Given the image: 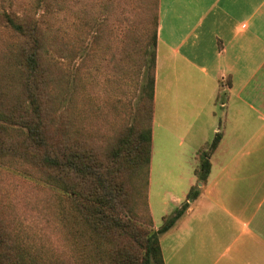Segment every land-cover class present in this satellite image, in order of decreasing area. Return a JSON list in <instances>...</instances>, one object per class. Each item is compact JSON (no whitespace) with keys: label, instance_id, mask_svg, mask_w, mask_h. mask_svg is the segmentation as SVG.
<instances>
[{"label":"crops","instance_id":"0c3cea01","mask_svg":"<svg viewBox=\"0 0 264 264\" xmlns=\"http://www.w3.org/2000/svg\"><path fill=\"white\" fill-rule=\"evenodd\" d=\"M216 136L206 181L187 201L200 154ZM172 140L180 150L168 160L169 180L185 187L157 194L161 220L188 205L159 237L164 264H264V0L157 1L153 219L152 175L165 170L159 153ZM182 164L191 169L176 172Z\"/></svg>","mask_w":264,"mask_h":264},{"label":"rangeland","instance_id":"374dc122","mask_svg":"<svg viewBox=\"0 0 264 264\" xmlns=\"http://www.w3.org/2000/svg\"><path fill=\"white\" fill-rule=\"evenodd\" d=\"M156 6L157 0H0V14L35 16L47 29L48 44H56H50L47 54L51 80L47 107L56 139L70 133L104 152L139 115L152 74L149 61ZM20 40L0 16L1 87L14 95L22 91L16 64L4 54L11 46L16 49ZM12 75L15 79L10 81ZM142 125L148 126L149 120ZM163 133L157 129L158 147ZM166 146L172 149L159 153L165 159V170L152 175L154 219L145 201L150 174L149 181L146 172L142 175L138 217L133 221L140 234L148 230L154 234L166 224V217L160 218L157 194H181L185 187V183L169 180L175 174L168 160L175 159L180 149L174 140ZM185 169L191 166H176V172ZM44 178L40 170L24 163H0V222L10 238L4 240L6 244L22 249L24 256L38 264H108L107 259L98 260L87 242L89 227L76 202ZM197 183L189 192L198 188ZM130 239H119L109 247L124 249L129 242L143 255V240L141 244Z\"/></svg>","mask_w":264,"mask_h":264},{"label":"trees","instance_id":"16d2710c","mask_svg":"<svg viewBox=\"0 0 264 264\" xmlns=\"http://www.w3.org/2000/svg\"><path fill=\"white\" fill-rule=\"evenodd\" d=\"M153 14L149 90L139 106V115L104 152L96 151L86 141H77L70 133L65 138H55L52 114L47 107L51 96L47 54L50 44H56L54 41L48 44L47 29L35 16L11 15L5 11L0 14L21 39L16 49L11 46L4 55L15 62L22 90L17 95L9 94L1 87L0 75V163L20 162L40 170L44 179L68 193L89 227L87 242L93 245L98 260L107 259L108 264H151L152 261L164 264L159 236L183 215L188 205L184 203L171 217H166V224L154 234H148L150 230L140 234L139 226L133 222L138 217L142 175L146 172L149 181L150 174L157 6ZM14 76L8 79L13 81ZM147 119L149 125L143 127L142 121ZM219 140L220 136H216L209 148L201 152L195 171L198 183L206 181L211 167L209 157ZM198 195L199 188L188 193L187 201ZM145 201L150 213L147 195ZM127 235L134 242L142 244L143 240V255L129 242L128 249L109 247L119 239H130ZM8 237L0 222V264H38L24 256L22 249L9 247L4 241Z\"/></svg>","mask_w":264,"mask_h":264}]
</instances>
